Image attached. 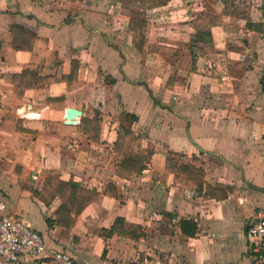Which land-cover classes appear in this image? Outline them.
Listing matches in <instances>:
<instances>
[{
	"label": "crops",
	"instance_id": "0c3cea01",
	"mask_svg": "<svg viewBox=\"0 0 264 264\" xmlns=\"http://www.w3.org/2000/svg\"><path fill=\"white\" fill-rule=\"evenodd\" d=\"M122 129L152 156L132 180L117 173ZM168 159L201 170L203 191L166 174ZM45 172L100 195L70 230L60 198H41ZM0 204L75 264H258L246 231L264 208V0H0ZM117 219L140 237H110Z\"/></svg>",
	"mask_w": 264,
	"mask_h": 264
},
{
	"label": "trees",
	"instance_id": "16d2710c",
	"mask_svg": "<svg viewBox=\"0 0 264 264\" xmlns=\"http://www.w3.org/2000/svg\"><path fill=\"white\" fill-rule=\"evenodd\" d=\"M158 6H160V4H154L151 8ZM141 9V7L131 9V17L136 24V46L140 50L143 48V42L147 31V20L144 11L142 12ZM28 74L29 70L24 72L23 75L14 78V94L18 101L23 99L26 91L30 90L31 87H34L27 81ZM51 83H53L52 80L45 82L42 86L45 87ZM128 119L131 122L135 121V118L131 116H128ZM91 123L99 125V122L97 121ZM82 130L87 133L85 129ZM88 135L93 139L89 133ZM115 152L122 158L117 173L120 177L127 180H132L140 176L150 163L152 157L150 152L144 150L140 146V139L126 129H122L119 134L115 146ZM169 173H174L176 182L178 181L179 183V181H181V186L186 189L202 192L205 187L204 173L193 166H178V163L168 159L166 174ZM179 173H184L187 177L182 180ZM44 176L45 184L41 198L44 199V195L60 198L63 206L57 214V220L59 225L70 230L75 218L79 217L89 205L97 202L100 195L95 190H85L74 182L64 183L60 181L58 174L55 172H45ZM109 189H111V186L106 190V196L110 195ZM210 190L211 188L208 187V194ZM123 225L126 232L121 234L119 232V227ZM181 229L183 235L186 237H194L198 231V225L193 221H182ZM140 233V228L126 225L123 220L117 219L108 235L110 237L113 235H119L128 239L137 240L140 237Z\"/></svg>",
	"mask_w": 264,
	"mask_h": 264
},
{
	"label": "built area",
	"instance_id": "2783aa9c",
	"mask_svg": "<svg viewBox=\"0 0 264 264\" xmlns=\"http://www.w3.org/2000/svg\"><path fill=\"white\" fill-rule=\"evenodd\" d=\"M219 80L228 83L231 77L221 75ZM5 209L6 206L0 204V258L4 262L18 263L22 256H28L34 259L45 258L56 264H75L68 252L48 251L39 232L32 229L26 220L6 215ZM246 239L250 254L258 264H264V208L254 215L246 231ZM154 264L162 263L155 260Z\"/></svg>",
	"mask_w": 264,
	"mask_h": 264
},
{
	"label": "water",
	"instance_id": "95a60500",
	"mask_svg": "<svg viewBox=\"0 0 264 264\" xmlns=\"http://www.w3.org/2000/svg\"><path fill=\"white\" fill-rule=\"evenodd\" d=\"M82 116V112L76 109H68L67 110V116H66V123L68 125H76L77 124V119Z\"/></svg>",
	"mask_w": 264,
	"mask_h": 264
},
{
	"label": "bare ground",
	"instance_id": "6f19581e",
	"mask_svg": "<svg viewBox=\"0 0 264 264\" xmlns=\"http://www.w3.org/2000/svg\"><path fill=\"white\" fill-rule=\"evenodd\" d=\"M31 117V116H30Z\"/></svg>",
	"mask_w": 264,
	"mask_h": 264
}]
</instances>
